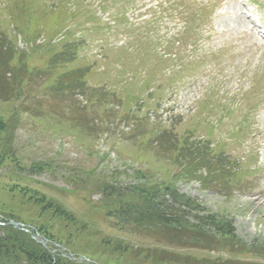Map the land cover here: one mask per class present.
<instances>
[{"label": "rangeland", "instance_id": "1", "mask_svg": "<svg viewBox=\"0 0 264 264\" xmlns=\"http://www.w3.org/2000/svg\"><path fill=\"white\" fill-rule=\"evenodd\" d=\"M239 2L0 0V35L22 55L30 48L31 71L16 98L0 99L9 126L0 136V225L14 220L76 263L264 264V13ZM234 8L256 34L241 32ZM65 44L80 57L50 61ZM84 60V93L54 92L56 76ZM161 132L204 159L157 146ZM206 160L231 165L234 181L210 182ZM167 186L199 202L187 220L216 215L233 233L205 230L197 241L184 231L164 245L108 216L132 193ZM40 196L65 215L42 210Z\"/></svg>", "mask_w": 264, "mask_h": 264}, {"label": "trees", "instance_id": "2", "mask_svg": "<svg viewBox=\"0 0 264 264\" xmlns=\"http://www.w3.org/2000/svg\"><path fill=\"white\" fill-rule=\"evenodd\" d=\"M5 39L6 38L0 35V99L8 101L17 97L16 95L19 93L18 89L21 88L22 84L26 85V83L30 81L29 78L31 73L28 71L25 63L27 58L26 54L22 55L15 51L12 48V43ZM70 56H65L66 58L62 60L65 59L64 61H69ZM13 60L15 61L13 62L14 64L11 62ZM83 76L84 74L81 69L61 74L57 78L54 92L56 91L58 94H69V92L74 89H80V93H84L86 86L82 79ZM57 97L59 98L58 100L61 101L64 96L60 97L57 95ZM81 125L85 126L83 123ZM8 127L7 122L0 119V136ZM158 138L161 141L163 140V142H159V144H156L157 146L167 143L168 147H173L172 149L177 155L181 153L183 157H186V155L190 153L192 155L191 158H196L198 162L204 159L201 153L199 154L198 151L195 152L192 145L188 146L186 142L177 145L174 136L169 133L161 132L158 134ZM158 138H156V140ZM149 144L154 146L153 143ZM186 149H190L189 153L186 152ZM209 164L212 165V163H208V165ZM220 164L222 167H219ZM215 165V163L212 165L214 167L212 172L208 171L211 177L210 182L215 185H223L224 183L229 184V182L234 181L237 173H235L234 170L228 171V169L232 167L231 165L223 161H219V164L217 163V165ZM207 167V169L210 170V167ZM156 190L157 191H145L146 193H141L140 191V194L136 192L135 196L134 193H132L131 198L128 200H120L117 206H113L112 212L108 214V216L113 217L116 223L121 224V227L123 226L121 229L150 236L158 243L164 245L177 244L179 242L177 240L178 234L182 232V238L184 237V231H189L197 241L201 240V236L205 230H212L214 234L223 236L233 233L232 224L229 221L221 222V219L216 215H195L192 217V221L187 220V218H185L186 213H199L200 204L197 200L179 195L169 186ZM113 192L114 189L108 193L113 194ZM134 197L136 198L135 201L133 200ZM36 199V203L41 206L42 210L52 209L56 214L58 213L61 216L65 215L61 212L63 211L61 204L57 202L56 204L48 201L46 202L44 196H40V198ZM138 200H141V202L139 203ZM71 218L73 219L72 216H70L69 219ZM0 264L88 263H76L62 258L57 253H52L44 248L40 243L32 239L28 233L14 228L11 224H6L0 225Z\"/></svg>", "mask_w": 264, "mask_h": 264}, {"label": "bare ground", "instance_id": "3", "mask_svg": "<svg viewBox=\"0 0 264 264\" xmlns=\"http://www.w3.org/2000/svg\"><path fill=\"white\" fill-rule=\"evenodd\" d=\"M233 16H234L233 18H235V21L243 22V23L246 24V26H247V24H250L249 21H248V23L247 22H244V21H246L245 16L241 12H238L235 9L233 10ZM237 18L245 19V20H240V19H237ZM251 29L253 30V28H251Z\"/></svg>", "mask_w": 264, "mask_h": 264}, {"label": "water", "instance_id": "4", "mask_svg": "<svg viewBox=\"0 0 264 264\" xmlns=\"http://www.w3.org/2000/svg\"><path fill=\"white\" fill-rule=\"evenodd\" d=\"M10 223H12L15 227H19V223H16L15 221L11 220ZM39 235L37 234L36 236H34V238L38 241H40L38 239ZM42 244L45 246V244L42 242Z\"/></svg>", "mask_w": 264, "mask_h": 264}]
</instances>
